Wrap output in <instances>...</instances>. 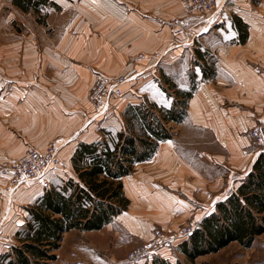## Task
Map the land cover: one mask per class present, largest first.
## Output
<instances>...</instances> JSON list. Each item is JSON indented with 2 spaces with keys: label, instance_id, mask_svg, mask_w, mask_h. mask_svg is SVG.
<instances>
[{
  "label": "crops",
  "instance_id": "0c3cea01",
  "mask_svg": "<svg viewBox=\"0 0 264 264\" xmlns=\"http://www.w3.org/2000/svg\"><path fill=\"white\" fill-rule=\"evenodd\" d=\"M218 2L206 21L193 16L185 20L189 31L180 35L157 26L156 11L150 15L140 8L122 11L117 3L107 30L116 40L112 41L113 51L107 54L103 47L98 49L105 33L94 38L95 51L89 57L65 41L62 50L46 57L52 85L55 81L62 88L63 97L5 98L7 104L2 107L14 104L5 110L6 116L11 115L10 124L0 125V163L19 158L27 148L43 149L51 141L60 148L69 142V161L78 144L100 140L106 123L104 119L96 122L101 114L92 113L88 100L98 75L109 79L125 75L127 88L142 86V100L169 108L172 98L166 87L172 84L189 90L192 79L186 72L191 70L195 89L186 103V117L179 124H168L171 138L158 142L152 157L135 164L121 179L129 205L97 232L105 229L106 237L111 234L132 245L147 240L154 229L172 231L214 212L215 205L235 190L264 151L249 134L257 123H264V0ZM229 8H233L234 17ZM236 21L245 26L244 42H240ZM206 66L213 68L212 78H202ZM24 68L35 71L38 62L32 57ZM137 103L127 100L121 112L127 104ZM15 122L18 125L12 126ZM65 124L70 132L66 141H60ZM88 128L91 137L84 139ZM6 187L7 177L0 175V255L17 244L15 233L26 223V209L42 193L35 182L24 183L14 193ZM257 238L249 248L228 245L261 254L240 264H264V241ZM173 250L161 249L158 255L174 263Z\"/></svg>",
  "mask_w": 264,
  "mask_h": 264
},
{
  "label": "trees",
  "instance_id": "16d2710c",
  "mask_svg": "<svg viewBox=\"0 0 264 264\" xmlns=\"http://www.w3.org/2000/svg\"><path fill=\"white\" fill-rule=\"evenodd\" d=\"M46 2L13 0L12 4L23 12H37ZM236 29L240 42H244L245 26L236 21ZM201 72L203 79L214 76L211 66ZM194 89L193 80L187 91L169 84L166 90L173 93L169 108L147 100L127 104L120 118L123 130L112 133L102 129L100 140L78 144L69 159L74 177L45 189L26 209V223L15 233L17 244L0 255V264H50L64 233L98 231L125 211L129 200L121 179L133 171L135 164L150 159L158 142L171 138L168 124H179L186 117V103ZM263 233L264 151L235 190L215 205L214 212L196 222L187 237L175 242L174 248L185 263H171L153 255L146 264H194L198 257L216 253L231 243L249 248Z\"/></svg>",
  "mask_w": 264,
  "mask_h": 264
},
{
  "label": "rangeland",
  "instance_id": "374dc122",
  "mask_svg": "<svg viewBox=\"0 0 264 264\" xmlns=\"http://www.w3.org/2000/svg\"><path fill=\"white\" fill-rule=\"evenodd\" d=\"M12 1L0 0V109L3 108L2 111L0 110V125L5 126L10 124L11 116H6L5 110H8V105L12 107L14 104L12 102L7 105V108L6 106L2 107V104H7L6 97H44V94H48L50 97H63L62 88L58 87L55 81V86L52 85L53 76L50 69V61L48 63L46 57L51 56L52 52L57 49L61 48L62 50V45H64L65 41L69 40L67 44L71 45L72 43L74 47H77L76 49L81 52L80 55L88 53L89 57L95 51L94 38L99 37L101 34H106L101 47H98V49L100 50L103 47L107 54L110 49L111 51L114 50L111 46H113L112 41L116 40H114L113 36H108L107 30L111 27L110 17L114 15L117 3L121 4L120 10L122 11H125L126 8L128 12L132 9L135 12L136 9L140 8L143 10L142 13L144 15H150L156 11V16H158L157 26L164 27L168 31L174 21L181 25L183 24V31L187 32L189 27L187 23H184L185 20L193 16L197 17L199 21H206L212 16V14H207V12H204V14L187 12L184 8L183 0H47L46 4L38 6L37 12L33 10L23 12L13 5ZM216 2L220 3V0H216ZM228 11L234 17L233 8H229ZM102 26L103 28L101 29ZM65 49L67 50V47ZM155 55L158 57L157 53ZM32 57L38 62V68L35 71L24 68L28 61H32ZM154 71L156 74L157 71ZM174 72L172 77H174ZM186 73L190 77L189 79L194 82L192 71L188 70ZM127 78L125 75L110 78L112 83L116 81L120 83V94L103 107H97L91 99V95L96 88L95 83L88 91V100L92 106V113H99L105 108L107 109L103 114L98 115L96 122H101V119H104L107 126L104 125L103 127L112 133L120 128L124 129V124L120 119L121 107L124 103L129 99L135 102L139 101V103L142 101L140 94L142 86L135 90L131 85L127 88ZM24 89L27 93L24 92ZM166 93L173 100V93L170 90H166ZM167 100L168 102L170 101L169 99ZM63 122L65 123L66 119ZM15 125H18V122H15L12 126ZM89 129L86 130L87 136L82 138L89 139L91 137ZM61 130L60 135H56V139L58 136L59 140L63 137L60 141H63V139L66 141L70 129L65 124ZM76 137L74 136L72 140L76 141ZM63 144L60 148L51 141L47 142L43 149H34L38 152H43L51 146L56 149L59 157V166L54 172L49 173V184L46 187L39 184L42 188V193L45 189L60 185L62 184L61 182L74 177L70 160L68 161L69 150L67 149L70 148V144L68 141ZM260 147L264 149V145ZM19 158L1 162L0 166ZM192 223L186 222L172 231L176 233L186 225L192 226ZM105 233L108 234L105 229L101 234L97 231L88 233L76 230L64 233L59 248L54 252L55 259L50 264H146L149 262L147 260L135 262L127 259L128 254L143 242L126 245L124 240H118L111 234L106 237ZM258 239L264 241V233ZM174 245L172 244L167 250L174 249L172 251L174 261L180 259L182 263H185L183 256L180 258L181 255L179 256L175 253ZM258 252L257 250L255 252L246 251L236 244H232L214 255L198 258L195 264H240L244 260L255 259V256H260L261 254ZM164 256L168 255L165 254Z\"/></svg>",
  "mask_w": 264,
  "mask_h": 264
},
{
  "label": "built area",
  "instance_id": "2783aa9c",
  "mask_svg": "<svg viewBox=\"0 0 264 264\" xmlns=\"http://www.w3.org/2000/svg\"><path fill=\"white\" fill-rule=\"evenodd\" d=\"M183 5L185 10L190 13L204 14V12H207V14H213L216 8V0H183ZM169 31L173 35H180L185 32L182 25L175 21L170 25ZM95 86L91 99L97 107L107 105L111 99L118 97L120 94V83L118 81L112 83L110 79L101 75L96 77ZM106 110L105 108L98 114H103ZM263 129L264 123H258L249 131L251 138L257 145H264ZM58 166L59 157L54 147L50 146L43 152L27 149L18 160L1 165L0 175L7 177L6 189L10 193H14L26 182H35L46 187L50 182L49 173L54 172ZM193 226V223L192 226L186 225L181 230L179 229L180 232L178 230L176 233L154 229L147 240L128 254L127 259L135 262L150 261L153 255L158 256L161 249H169L177 240L187 237Z\"/></svg>",
  "mask_w": 264,
  "mask_h": 264
},
{
  "label": "snow or ice",
  "instance_id": "6c2138e0",
  "mask_svg": "<svg viewBox=\"0 0 264 264\" xmlns=\"http://www.w3.org/2000/svg\"><path fill=\"white\" fill-rule=\"evenodd\" d=\"M197 71H198V69H197Z\"/></svg>",
  "mask_w": 264,
  "mask_h": 264
}]
</instances>
